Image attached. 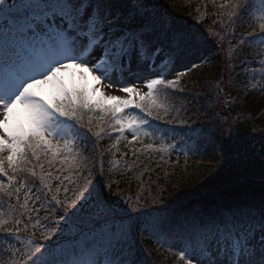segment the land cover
<instances>
[{
    "label": "snow or ice",
    "instance_id": "1",
    "mask_svg": "<svg viewBox=\"0 0 264 264\" xmlns=\"http://www.w3.org/2000/svg\"><path fill=\"white\" fill-rule=\"evenodd\" d=\"M209 2L220 31L186 26L155 0H0V21L28 50L0 73V264H147L144 239L178 264H264V138L253 143L226 115L198 126L181 116L183 105L161 102V88L171 97L184 91L178 65L219 58L206 43L219 37L223 50L221 31L229 47L216 99L229 107L232 89L264 93V82L248 79L264 81V51H253L264 49V0L255 12L252 0ZM250 62L261 71L247 72ZM153 121H179L183 131ZM126 132L137 160L135 146L150 138L147 148L164 156L208 142L224 166L195 191L146 209L143 197H125L105 179L100 142L115 139L118 149ZM72 231L83 238L69 248Z\"/></svg>",
    "mask_w": 264,
    "mask_h": 264
},
{
    "label": "trees",
    "instance_id": "2",
    "mask_svg": "<svg viewBox=\"0 0 264 264\" xmlns=\"http://www.w3.org/2000/svg\"><path fill=\"white\" fill-rule=\"evenodd\" d=\"M155 2L162 9L171 12L186 26L199 27L201 31L205 32L220 31L221 25L219 23L220 17L217 15V7L211 4L209 0H155ZM219 2L220 0H217V4ZM252 3L255 5L253 8L255 12L260 5V0H252ZM245 20L247 21L248 18L245 17ZM255 23L258 26V22ZM236 35L237 37L240 35L239 28ZM220 36L224 37L223 50L220 48L219 37L210 35L209 40L210 42L213 38L216 40L222 54V61L219 64L202 67L196 76L183 77L180 87L184 91L177 93L175 97L170 96L171 90L161 88V102L174 103L177 108L183 105L184 110L181 112V116L184 118L195 117L197 125L205 128L211 126L214 118L226 115L236 122L234 126L239 128L240 132L248 137H254L253 143L258 145L260 139L264 138V93L259 91L242 93L232 89L226 98L231 101L229 107L224 106L223 100L216 99L217 93L214 85L218 82V78L224 74V53L229 47L227 33L221 31ZM231 43L234 46L236 41L233 40ZM253 51L262 52L264 49H257L253 46ZM254 59L258 65L261 57L256 56ZM257 69L258 67L251 66L250 62V67L246 71L252 72ZM256 78L248 77L250 83H258ZM166 97L167 99H165ZM172 115H176L175 110H173ZM152 123L160 128L175 127L178 132L183 131L179 127V121L175 125L162 124L159 121ZM112 135L118 137L117 133ZM115 142V139L107 137L100 142L98 151H103L105 179L111 178L113 187L125 197H131L133 200L143 197L141 206L146 209L163 206L164 203L175 200L177 196L195 191L217 175L224 166V160L216 158L213 146L208 142L202 144L201 155L185 158L176 155L164 156L161 153L152 152L147 148L151 142L145 141L143 145L137 144L135 146L138 160L132 156L130 151L132 145L121 139L117 149L112 147ZM90 147L91 145H89ZM141 148L144 149L143 152L140 151ZM124 152H127L128 155L122 157L120 153ZM114 160L121 163L116 165L113 163ZM125 161L130 170L124 169ZM133 161L136 163L133 164ZM99 178L98 176L94 177V179ZM161 195L163 203L153 204V196L159 198ZM65 236L68 237L65 244L69 248L83 238L76 231L67 232ZM40 242L44 243L43 240ZM143 245L147 250L145 254L147 264H178L176 255L167 249L160 248L154 240L144 239Z\"/></svg>",
    "mask_w": 264,
    "mask_h": 264
},
{
    "label": "rangeland",
    "instance_id": "3",
    "mask_svg": "<svg viewBox=\"0 0 264 264\" xmlns=\"http://www.w3.org/2000/svg\"><path fill=\"white\" fill-rule=\"evenodd\" d=\"M30 0H24V2H29ZM2 31H4L5 33H7V35L9 37H12V41L4 44H0V73H2L5 70V65H12L15 64L18 60L24 58L27 54H28V50H27V46L25 45L24 41L21 39L20 34L18 29L9 26L8 28H5L4 24L2 23V27H1ZM210 37V35H209ZM209 37L207 39V43H209V46H206V50L213 56V57H219L217 58H213L211 60L210 63H202L200 65V67H190L189 62L185 61L184 63L178 65L177 67L181 70L186 72L187 74L185 76H196L200 69L206 65H210V64H219L220 61H222L221 58V54L219 53V47L217 45L216 40L213 38V40H211V42H213V44L210 42ZM261 70L258 68L256 70L257 73H259ZM183 76V77H185ZM183 77H181L180 79H182ZM257 82H264L260 80V76L257 75L256 78ZM89 83H91L89 81ZM97 87L100 88L101 91H104L105 94L107 95H117L120 96L121 98H128L126 96V94L119 92L118 90H116L115 88H108L106 87V85H98ZM142 91H147V89H142ZM137 101L139 100V97H134ZM133 111H138V110H133ZM159 133H156V138L158 141L159 138ZM125 136L127 137V139H123L126 143H128V141H130L132 139V136L130 133H125ZM178 139V138H177ZM145 141H149L152 142L151 139H145ZM167 142H177L176 140H173L172 136H168L167 137ZM201 151H203V145L200 149L199 152H194V153H190L188 155H181L179 150H177L176 152L173 153V155H177V156H184V157H190V156H194V155H201ZM159 246V245H158ZM160 247V246H159Z\"/></svg>",
    "mask_w": 264,
    "mask_h": 264
}]
</instances>
